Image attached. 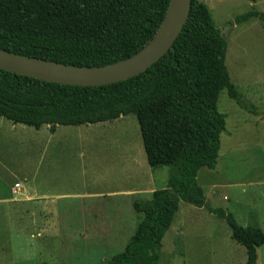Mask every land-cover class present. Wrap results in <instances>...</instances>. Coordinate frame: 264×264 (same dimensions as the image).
<instances>
[{
    "label": "rangeland",
    "instance_id": "374dc122",
    "mask_svg": "<svg viewBox=\"0 0 264 264\" xmlns=\"http://www.w3.org/2000/svg\"><path fill=\"white\" fill-rule=\"evenodd\" d=\"M205 1L228 42L230 77L258 115L221 91L218 109L227 125L218 163L215 169L203 167L198 182L212 206L232 212L243 226L264 230V23L236 21L253 8L264 11V0ZM50 127L0 116V264L110 259L137 228L133 202L167 186L170 167L149 165L135 114L58 125L56 132ZM37 168L50 173L45 184L36 181ZM18 182L21 192L14 190ZM38 189L45 200L36 199ZM160 257L159 264H246L247 251L225 220L181 200ZM258 264H264V245Z\"/></svg>",
    "mask_w": 264,
    "mask_h": 264
},
{
    "label": "trees",
    "instance_id": "16d2710c",
    "mask_svg": "<svg viewBox=\"0 0 264 264\" xmlns=\"http://www.w3.org/2000/svg\"><path fill=\"white\" fill-rule=\"evenodd\" d=\"M171 0H0V48L77 66H103L139 52L155 36ZM256 0H253V2ZM259 19L255 8L237 22ZM228 42L209 6L193 0L188 19L170 50L146 71L103 86L68 85L0 69V116L14 124H96L135 114L147 161L169 166L167 186L137 199V228L125 249L99 264H159L163 238L180 201L207 207L229 225L258 264L264 230L241 225L235 215L207 201L198 182L203 167L215 169L226 130L218 109L223 89L245 111L258 115L233 83L226 63ZM67 264V263H62Z\"/></svg>",
    "mask_w": 264,
    "mask_h": 264
},
{
    "label": "water",
    "instance_id": "95a60500",
    "mask_svg": "<svg viewBox=\"0 0 264 264\" xmlns=\"http://www.w3.org/2000/svg\"><path fill=\"white\" fill-rule=\"evenodd\" d=\"M192 1L171 0L154 38L139 52L118 62L103 66H77L0 48V69L68 85L103 86L127 80L146 71L170 50L188 19Z\"/></svg>",
    "mask_w": 264,
    "mask_h": 264
},
{
    "label": "crops",
    "instance_id": "0c3cea01",
    "mask_svg": "<svg viewBox=\"0 0 264 264\" xmlns=\"http://www.w3.org/2000/svg\"><path fill=\"white\" fill-rule=\"evenodd\" d=\"M200 1H203L204 3H206V1L205 0H200ZM207 4V3H206ZM208 5V4H207ZM43 126H48V127H50L49 125H43ZM42 126V127H43ZM71 126H73V125H71ZM41 127V128H42ZM58 127V126H57ZM57 127H56V129H55V132L57 131ZM51 128V127H50ZM43 173V174H42ZM42 173H40L39 172V170H38V168H37V170H36V181L38 182V181H40L39 183L40 184H45L47 181H48V178H49V176H50V173H48V172H42ZM52 178L54 179V176H52ZM38 186V185H37ZM20 189H22V186H21V188ZM21 192V191H20ZM38 196L39 197H36V199L37 200H45L43 197H45L46 195L45 194H43V193H41L40 191H39V189H38ZM40 193H41V195H40ZM29 197H32V196H29ZM151 197V196H150ZM23 200H28V196H27V198H24ZM32 203V200H28L27 202H25L24 204L25 205H29V204H31ZM83 209H84V206H83ZM85 212V211H84Z\"/></svg>",
    "mask_w": 264,
    "mask_h": 264
},
{
    "label": "built area",
    "instance_id": "2783aa9c",
    "mask_svg": "<svg viewBox=\"0 0 264 264\" xmlns=\"http://www.w3.org/2000/svg\"><path fill=\"white\" fill-rule=\"evenodd\" d=\"M21 186H22V185H21V183H19V182H18V183H16V184H15V188H14V190H15L16 192H19V191H20V188H21Z\"/></svg>",
    "mask_w": 264,
    "mask_h": 264
}]
</instances>
